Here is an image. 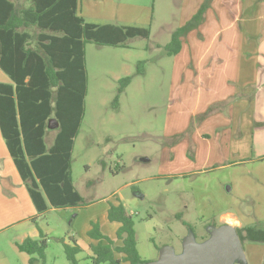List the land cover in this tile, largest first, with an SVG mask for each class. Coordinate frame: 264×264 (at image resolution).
Here are the masks:
<instances>
[{
	"label": "rangeland",
	"instance_id": "1",
	"mask_svg": "<svg viewBox=\"0 0 264 264\" xmlns=\"http://www.w3.org/2000/svg\"><path fill=\"white\" fill-rule=\"evenodd\" d=\"M203 2L83 0L81 5L89 22L151 32L148 38H129L127 47L87 44L86 112L72 151L75 186L88 201L100 200L94 206L115 192L134 200L128 205L138 249L148 261L157 260L158 248L165 245L176 255L184 253V239L191 232L207 236L205 223L226 206L264 204V28L258 38L238 47L211 42L196 29L186 35L180 54L168 55L165 46L172 33ZM234 56L256 60L254 81L235 66ZM128 75L133 79L115 108L119 80ZM0 82L13 84L1 67ZM239 120L244 126L250 123L244 138L230 132ZM54 136L52 130L49 144ZM81 211L77 226L83 229L92 213ZM77 213L55 210L40 220L49 238L48 264H69L63 239L73 232ZM178 213L196 227L194 232ZM16 233V227L0 232V255L5 252L0 264L7 258L12 264H29L8 247Z\"/></svg>",
	"mask_w": 264,
	"mask_h": 264
},
{
	"label": "trees",
	"instance_id": "2",
	"mask_svg": "<svg viewBox=\"0 0 264 264\" xmlns=\"http://www.w3.org/2000/svg\"><path fill=\"white\" fill-rule=\"evenodd\" d=\"M82 1L0 0V67L13 82H0V127L40 213L47 211V199L55 208H79L90 203L77 190L72 172L75 137L86 112L87 44L127 47L129 38H148L151 33L149 28L88 22L79 13ZM212 1L204 0L193 17L173 32L165 46L168 55L181 51L182 38L205 21ZM132 79L133 75H128L119 80V92L113 101L115 108ZM52 117L57 119L59 127L53 144L48 147L45 135ZM108 217L122 225L114 239L104 235L98 223L93 224L89 236L99 243L91 245L90 262L78 259L83 249L76 238L70 236L71 243L63 239L69 264L149 263L139 253L132 213L121 203L111 205ZM183 223L189 230H196L193 224ZM212 226L221 225L214 221L205 223L206 228ZM236 230L243 244L264 242V228L257 224ZM39 231V238L28 237L17 244L30 255V264H48L49 238ZM194 236L197 239L195 233ZM209 237L210 233L199 243ZM117 240L122 244H117Z\"/></svg>",
	"mask_w": 264,
	"mask_h": 264
},
{
	"label": "crops",
	"instance_id": "3",
	"mask_svg": "<svg viewBox=\"0 0 264 264\" xmlns=\"http://www.w3.org/2000/svg\"><path fill=\"white\" fill-rule=\"evenodd\" d=\"M79 13L83 16L81 8ZM237 24L239 25V30H237V28L235 29ZM263 28L264 0H213L211 6L206 12L205 21L197 28V30L199 34H201V37L210 38L211 42H219L223 46H226V43L227 45L238 44V47L240 46L239 43H242L245 40L249 41L250 39L258 38L261 35L259 30H262ZM195 30L196 29L190 31L187 36L189 37V34ZM222 34V38L218 40L217 37ZM185 37L186 36L182 38V48L178 54H180L184 49L186 41ZM234 57L236 61L235 66L239 67L240 72L247 76L248 80L254 81L257 74L256 60L252 59L250 56ZM236 74L238 75L239 73ZM226 89L228 90L229 87H226ZM222 97L224 98V96ZM249 125L250 123L246 122V126H244L243 121L239 120V122L237 121L235 127H231L230 132L233 136H235V138H239V135L241 138H244L248 134L246 131H249L247 130L249 129ZM48 129L49 131L45 135V140L47 146L50 147L57 134V128L50 129L48 127ZM52 130L55 131V136L52 143L49 144L47 136L50 132H52ZM177 175L178 174H175L174 176L176 177ZM99 201L100 200L89 201L90 203L87 206L79 208H55L47 199V202L49 203L47 211L44 213L38 212V209L30 195L28 185L21 177L15 161L8 150L0 127V232L12 227L17 228V233L13 239L10 238L12 240L9 241L8 247L9 249L15 247L14 251L18 252L19 255H22L24 261L29 262L30 264V257L27 256V252L21 251L17 244L23 242L28 237L34 239L39 238L40 229L46 235L48 234L43 228L42 222H40L41 219L45 218L44 214L55 210L68 211L69 209H74L78 210V213L71 221V226L74 227V229L73 232L69 231L68 234L66 233L67 236L65 237V242L71 243L70 236L76 238L83 249V251L78 254V259L84 263L90 262V257L92 255L91 245H97L99 243L98 239H94L89 236V231L93 229V224L98 223L100 227L99 229L104 235L116 239L117 231L121 227L122 223L118 221H111L109 219L108 214L111 205L118 206L122 203L127 211L133 214V211L129 209L128 204H132L134 200H126L120 197L116 192L113 193L110 198L102 199L104 204H101V206H94V204ZM235 206L237 207L236 212L231 209ZM235 206H226V209L216 211L213 217H209V220H213L218 226L222 224H229L236 229L255 224H257L260 228H264V204L262 202L255 203L253 205V209L251 207H249L250 209L242 207V205L239 204L238 206ZM81 210H89V214L92 213L88 218L86 217L83 229H80V227L77 226V221L81 216L79 215L82 212ZM179 216L181 217V220H185L183 219L182 213H178L177 217ZM64 235L65 234H63V236ZM204 237H206V234H202L199 238L197 237V240H202ZM180 240H183V238ZM104 242L106 243V241ZM116 242L117 244H122L121 240H117ZM243 247L244 256L235 260L234 264H264V242L246 241L243 244ZM0 248L2 247L0 246ZM4 255L5 252L2 251L0 256L3 257ZM116 256L121 257V254L117 253ZM7 259L5 261L6 264H12L10 260L7 261Z\"/></svg>",
	"mask_w": 264,
	"mask_h": 264
},
{
	"label": "water",
	"instance_id": "4",
	"mask_svg": "<svg viewBox=\"0 0 264 264\" xmlns=\"http://www.w3.org/2000/svg\"><path fill=\"white\" fill-rule=\"evenodd\" d=\"M48 127L56 129L59 122L56 118L49 120ZM210 237L199 243L191 232L184 239V253L176 255L171 246L160 249L157 260L147 264H234L244 256V247L236 228L229 224L219 227H208Z\"/></svg>",
	"mask_w": 264,
	"mask_h": 264
},
{
	"label": "flooded vegetation",
	"instance_id": "5",
	"mask_svg": "<svg viewBox=\"0 0 264 264\" xmlns=\"http://www.w3.org/2000/svg\"><path fill=\"white\" fill-rule=\"evenodd\" d=\"M208 229V228H207ZM209 232V231H208ZM197 242H201V240H198Z\"/></svg>",
	"mask_w": 264,
	"mask_h": 264
}]
</instances>
